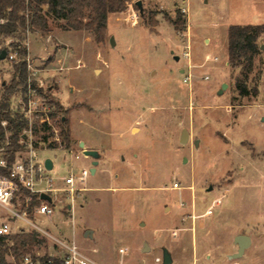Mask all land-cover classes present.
I'll use <instances>...</instances> for the list:
<instances>
[{"label":"rangeland","instance_id":"374dc122","mask_svg":"<svg viewBox=\"0 0 264 264\" xmlns=\"http://www.w3.org/2000/svg\"><path fill=\"white\" fill-rule=\"evenodd\" d=\"M136 1L109 18L102 42L64 21L51 20L49 34H27V58L51 107L38 154L54 161L56 185L71 168L93 166L75 157L81 142L102 153L73 209L59 194L54 214L35 222L101 264H163L164 248L172 264H264V33L251 71L228 55L229 26L264 24V0H142V13ZM178 12L180 32L170 20ZM13 70V61H0V90ZM240 78L258 95H242ZM22 99L14 95V109ZM36 115L40 126L45 115ZM40 234L29 254L60 253ZM240 234L253 243L239 256Z\"/></svg>","mask_w":264,"mask_h":264},{"label":"trees","instance_id":"16d2710c","mask_svg":"<svg viewBox=\"0 0 264 264\" xmlns=\"http://www.w3.org/2000/svg\"><path fill=\"white\" fill-rule=\"evenodd\" d=\"M134 0H0V55L3 50L8 54L18 52L23 59L28 55L25 44L27 34H49L50 21H64L62 27L68 30H85L98 42L104 40L109 15L123 12ZM169 17V16H167ZM170 18V17H169ZM177 31H183L186 21L183 13L178 12L175 19L170 18ZM264 33V24H232L228 28L229 64L240 67L242 73L251 71L254 57L258 52V38ZM8 60L5 59L0 61ZM13 76L9 82H3L0 90V148L9 162H12L23 148L21 140L25 137L28 120L21 110L14 109L12 98L20 94L26 100L28 89V68L26 60L13 62ZM238 89L242 95H258L259 88L249 90L245 79L238 80ZM43 94V90H40ZM6 121V124H3ZM50 130L47 123L35 125V132H45L42 140L47 142ZM64 139L68 133L63 129ZM51 146V145H50ZM0 173L7 170L0 169ZM37 231L0 236V264H13L6 256L12 255L18 264L33 251V247L43 242Z\"/></svg>","mask_w":264,"mask_h":264},{"label":"built area","instance_id":"2783aa9c","mask_svg":"<svg viewBox=\"0 0 264 264\" xmlns=\"http://www.w3.org/2000/svg\"><path fill=\"white\" fill-rule=\"evenodd\" d=\"M135 21L137 15L134 14ZM28 46L29 42H25ZM28 48V47H27ZM18 52L7 53V58L15 63L21 60H26L28 68V89L26 92V100L22 99V110L24 117L28 120V128L24 130V138L21 140L23 148L16 154L15 159L9 162L4 155L3 148H0V169L7 170V173H0V236H9L13 234L29 233L37 231L44 233L54 238L61 246L60 253L49 256H36L27 254L22 264H101L95 259L88 256L75 241L62 240L45 228L41 227L35 222L37 215L51 216L54 214V206L56 198L59 194H65L69 200V208L73 209V202L77 196L88 189L87 181L91 176V167H79L77 170L71 168L69 173L62 178L63 185H56L55 178L51 175L46 165V159L39 157L38 147L40 141H34L33 135L35 132V125H38L36 117L38 113L45 115L39 121L47 123L50 130L52 125L49 119L51 107L48 102L43 99L41 89L44 87V81L36 78V69L32 67L30 59L19 58ZM185 52V56H189ZM210 56H208L209 58ZM191 75L188 74L187 78ZM6 124V121H3ZM53 146L50 142L47 147ZM85 156L83 151L76 154L78 159ZM179 187V184H175ZM48 194L52 200L48 201L42 198V194ZM221 202V200H217ZM211 210V209H210ZM212 211V210H211ZM119 253L124 256L125 248H120Z\"/></svg>","mask_w":264,"mask_h":264},{"label":"water","instance_id":"95a60500","mask_svg":"<svg viewBox=\"0 0 264 264\" xmlns=\"http://www.w3.org/2000/svg\"><path fill=\"white\" fill-rule=\"evenodd\" d=\"M135 3L138 6L140 12L142 13L143 12L142 0H137ZM111 42L115 43L113 38H111ZM263 49H264V46H263ZM7 53L8 52L6 50H3L1 55H0V59L1 60L5 59L7 56ZM226 87H227V83H224L222 85V88L219 90V94H221L223 92L224 88H226ZM188 138H189L188 130L184 129L182 131V134H181L180 142L186 143L188 141ZM80 147L83 149V153L85 156L93 159V166L91 167V172H92V174H94L96 172V166L98 165L99 160L102 158V153L97 149L85 148L84 142L80 143ZM46 165L49 169H52V167H53L52 159L47 158L46 159ZM42 198L45 200H48V201L52 200V198L48 194H44V193L42 194ZM88 235L92 236V230H88L86 232V236H88ZM236 243H238V245H239V251H238L237 255H239V256L243 255L244 250L246 248H248L251 244L250 236L246 235V234H240L236 237ZM143 250L144 251L150 250V246L147 243H145ZM172 262H173V258H172L171 253L169 252V250L167 248H164V250H163V264H172Z\"/></svg>","mask_w":264,"mask_h":264},{"label":"crops","instance_id":"0c3cea01","mask_svg":"<svg viewBox=\"0 0 264 264\" xmlns=\"http://www.w3.org/2000/svg\"><path fill=\"white\" fill-rule=\"evenodd\" d=\"M162 6H163V5H162ZM163 7H164V6H163ZM114 14H117V13H112V14H110V15H109V18H110L111 16H113ZM173 26H174V25H173ZM114 42H115V39H114ZM114 44H115V43H114ZM28 45L30 46V42H29ZM28 49L30 50V47H29ZM28 52H29V51H28ZM30 54H31V51H30ZM52 161H53V160H52ZM53 163H54V161H53ZM250 239H251V244H250V246H251L252 243H253V237L250 236ZM250 246H249V247H250ZM249 247H248V248H249ZM246 250H247V248L244 250V253H245ZM244 253H243V254H244Z\"/></svg>","mask_w":264,"mask_h":264}]
</instances>
